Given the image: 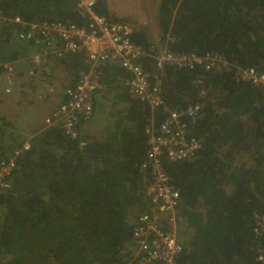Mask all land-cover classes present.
<instances>
[{
    "label": "trees",
    "instance_id": "1",
    "mask_svg": "<svg viewBox=\"0 0 264 264\" xmlns=\"http://www.w3.org/2000/svg\"><path fill=\"white\" fill-rule=\"evenodd\" d=\"M95 11L132 28L142 64L159 77L164 106L151 110L125 85L103 103L94 100L80 138L59 124L35 132L0 191V264H128L136 250L133 228L152 210L145 194L153 171L146 130L168 111L196 103L198 114L184 118L187 133L200 141L196 155L158 159L179 189L175 264H262L264 228H255L264 215V101L259 88L234 74L249 66L264 73V0L157 1L161 45L197 56L216 52L231 70L197 63L158 70L146 24L110 16L105 0ZM0 12V64L42 50L19 38L30 23L87 24L76 0H0ZM18 70L13 82L29 77ZM97 111L102 120L93 119ZM15 128L0 117V158L24 142ZM160 224L170 226L167 213Z\"/></svg>",
    "mask_w": 264,
    "mask_h": 264
},
{
    "label": "built area",
    "instance_id": "2",
    "mask_svg": "<svg viewBox=\"0 0 264 264\" xmlns=\"http://www.w3.org/2000/svg\"><path fill=\"white\" fill-rule=\"evenodd\" d=\"M98 0H76V10L87 19V24H64L54 21H41L28 24L20 32L19 38L26 43L39 46L42 50L28 57L26 73L30 78H44L52 72L51 57L68 60L71 55L84 54L87 69L79 72L75 84L66 86L63 99L44 118L45 125L59 124L64 133L71 138H80L81 125L91 116L95 95L102 90L104 81L100 67L104 62L115 61L131 77L126 85L129 92L151 110L164 106L160 95V80L144 67L142 48L131 39L132 28L120 21L112 20L95 11ZM0 20H3L0 12ZM16 22L19 18L15 19ZM149 56L155 67L161 70L165 64L189 66L204 64L206 70H231L232 65L220 54L210 52L204 56L176 53L163 48L151 47ZM16 74L13 62L0 64V76H4L7 86L4 92L10 93V83ZM234 76L249 82L260 89L264 101V73L254 67H236ZM202 104L196 103L179 111H168L163 122L156 128L150 126L148 134L149 149L147 160L152 162L153 171L145 194L152 210L139 215L132 231L135 253L128 264H175L181 251L176 239L175 210L179 204V189L159 163L160 157L171 161L191 159L200 148V141L187 133L185 117L194 118ZM30 148L29 140H24L6 158H0V191L8 186L7 177L16 167V158ZM167 213L170 226L160 224V214ZM264 215L258 217L255 231L262 232ZM258 260L264 264V249L260 250Z\"/></svg>",
    "mask_w": 264,
    "mask_h": 264
},
{
    "label": "rangeland",
    "instance_id": "3",
    "mask_svg": "<svg viewBox=\"0 0 264 264\" xmlns=\"http://www.w3.org/2000/svg\"><path fill=\"white\" fill-rule=\"evenodd\" d=\"M157 1L158 0H105V3L110 16L127 18L146 24L149 27L155 44V42H160L156 18ZM153 47L161 50L163 45L160 43L159 46L156 45ZM14 65L15 67L18 65V67L23 68L18 62ZM44 78H30L27 76L20 79L18 78L10 85V93L6 94L4 91L2 95L0 93V117H4L6 120L12 122L16 126L15 129L17 132L25 137L24 140H29L35 132L42 130V90L39 89V86H42V81L44 83L43 85L48 83ZM5 84L7 86V82ZM23 85H26L25 90L27 91L22 88ZM6 86L3 85L2 87V82L0 80V89L3 88L4 90ZM16 86H20V88L18 87L19 92L16 91ZM22 89L25 91V95L22 94ZM19 94L23 97L20 99L21 101L16 103L18 97H14ZM13 103L16 104V107L11 108ZM82 127L83 124L81 125V128Z\"/></svg>",
    "mask_w": 264,
    "mask_h": 264
},
{
    "label": "crops",
    "instance_id": "4",
    "mask_svg": "<svg viewBox=\"0 0 264 264\" xmlns=\"http://www.w3.org/2000/svg\"><path fill=\"white\" fill-rule=\"evenodd\" d=\"M159 46L160 42H155L154 46ZM18 64L22 65L23 68L16 67L17 71L20 68L21 70L27 69V60L25 58H22ZM51 66H52V72L51 75L44 78L48 83H45L43 85L42 81V86H39V89L42 90V128L47 127L44 124V116L46 117L52 110L55 108V106L60 103L63 99V90L66 86L73 85L77 82L78 77H79V72L86 70L87 69V62L85 60V55L84 54H74L71 57H69L68 60H60L54 56L51 57ZM102 68L104 70L105 76L103 77L104 81V86L101 91H99L95 97L94 100L100 101L103 103L106 98L110 97L112 94L116 92H120L121 88L126 85V81L128 79L123 77V74L126 73L124 70L121 69V67L118 65L117 62L115 61H108L104 62L102 64ZM121 69L122 71H120ZM1 82H2V87L3 85L6 86V81L4 76L0 77ZM45 81V80H44ZM21 85V84H19ZM25 86L23 85L22 88L25 90ZM18 87L16 86L15 89L18 91ZM22 89V94L25 95V91ZM3 88L0 89V93L2 95L3 93ZM17 102L21 101L23 96L20 94L17 95L14 98H17ZM23 104V103H22ZM16 107V104L13 103L11 105V108ZM100 111V108L98 109ZM98 112V111H97ZM100 117L99 119L102 118L101 113L98 112L97 114L95 113L93 116V119L96 117ZM102 120V119H101Z\"/></svg>",
    "mask_w": 264,
    "mask_h": 264
}]
</instances>
